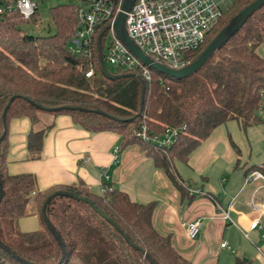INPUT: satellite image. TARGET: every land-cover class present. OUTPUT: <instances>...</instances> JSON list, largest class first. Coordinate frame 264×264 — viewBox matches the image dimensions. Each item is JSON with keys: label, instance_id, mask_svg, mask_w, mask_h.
<instances>
[{"label": "trees", "instance_id": "trees-1", "mask_svg": "<svg viewBox=\"0 0 264 264\" xmlns=\"http://www.w3.org/2000/svg\"><path fill=\"white\" fill-rule=\"evenodd\" d=\"M255 1L235 0L201 48L187 54L189 63L196 61L229 22ZM51 14L56 32L46 37L30 36L20 29L23 22L35 17L28 21L17 14L0 18V137L4 109L15 97L7 113L6 129L14 118L31 120L27 146L34 158L41 155L44 140L54 126L50 118L66 114L90 133L120 135L118 153L131 145H141L174 186L189 195L175 161L187 164L212 133L229 122L238 123L244 132L262 123L259 114L264 109V58L258 50L264 45V7L197 74L182 80L152 71V80L144 81L138 75L108 69L104 27L90 41L87 53H73L70 38L77 28L76 8L59 5ZM100 36L108 71L123 77L111 79L103 72L98 57ZM89 71L93 72L90 78L86 76ZM32 102L47 110L35 108ZM66 106L89 112L69 111L64 109ZM144 129L150 137L173 129L178 137L170 147H158L141 138ZM7 151L8 133L0 144V242L16 257L0 246V264H152L146 255L156 264H192L175 248L171 235H163L155 228V203L134 202L108 182L103 184L101 195L83 185L39 193L34 176L8 175ZM254 171L264 174V167H251L246 174ZM57 192H71L91 200L105 217L81 200L54 196ZM35 214L42 220V229L22 233L19 221ZM45 218L65 245L64 258ZM235 264L248 263L236 258Z\"/></svg>", "mask_w": 264, "mask_h": 264}, {"label": "crops", "instance_id": "crops-1", "mask_svg": "<svg viewBox=\"0 0 264 264\" xmlns=\"http://www.w3.org/2000/svg\"><path fill=\"white\" fill-rule=\"evenodd\" d=\"M258 51L264 58V45ZM259 116L262 123L246 132L236 122L217 128L187 164L175 161L185 189L202 192L195 197L177 189L141 145L117 154L120 135L90 133L66 114L50 118L54 126L37 158L27 146L31 120H10L5 169L12 177L34 176L39 193L83 185L101 195L108 182L134 202L155 203V228L171 235L175 248L192 264H235L236 258L264 264V181L246 183L251 167H264V109ZM196 220L201 221V229L190 238L188 224ZM257 220L260 228L251 229ZM42 227L37 214L19 221L22 233L38 232Z\"/></svg>", "mask_w": 264, "mask_h": 264}, {"label": "built area", "instance_id": "built-area-1", "mask_svg": "<svg viewBox=\"0 0 264 264\" xmlns=\"http://www.w3.org/2000/svg\"><path fill=\"white\" fill-rule=\"evenodd\" d=\"M123 2L81 0L76 8L77 28L70 38V49L75 54L86 52L96 32L107 28V37L110 35L112 42L106 50V63L116 72L135 74L144 81H151L153 70L116 37L114 22ZM37 10L36 0H0V18L17 14L28 21L37 15ZM224 12L217 0H137L127 14L126 28L130 38L146 56L169 69L180 70L190 64L187 54L201 48L208 35L219 25ZM92 74L89 71L86 76L90 78ZM140 136L146 142L168 148L177 139L178 132L167 129L162 136L150 137L144 129ZM256 180L264 181L261 171L250 173L246 183ZM189 193L202 195L197 188H190ZM223 215L230 220L228 212L223 211ZM201 225L200 220L189 223L188 236L194 238ZM259 226L257 220L251 224V229H258ZM222 247H226V244Z\"/></svg>", "mask_w": 264, "mask_h": 264}, {"label": "water", "instance_id": "water-1", "mask_svg": "<svg viewBox=\"0 0 264 264\" xmlns=\"http://www.w3.org/2000/svg\"><path fill=\"white\" fill-rule=\"evenodd\" d=\"M137 0H124L121 11L118 14L115 22H114V30L116 33V37L127 47V49L135 56L137 57L145 66L149 67L151 70L158 72L159 74H163L165 76H170L172 78L182 80L189 77H192L193 75L197 74L203 66L207 64V62L214 57L217 51H219L223 46L227 45L229 40L245 25V23L249 20L250 17L257 11H259L262 7H264V0H257L248 7H246L244 10H242L238 15H236L229 24L218 34V36L211 42V44L206 48V50L199 56V58L194 61L193 63L189 64L188 66L180 69V70H172L168 67L154 62L151 58L146 56L141 49L134 43V41L130 38L127 28H126V19L127 14L130 13L134 5L136 4ZM101 39L102 36L98 39V57L99 62L101 65V68L103 72L111 79H119L123 76H116L111 74L106 65L103 55V49L101 45ZM15 97H12L6 108L4 109L3 115H2V123L4 125V131L2 136L0 137V144L5 140L7 129H6V117L7 113L9 111V108L14 101ZM145 99V82H142V97H141V104L143 105ZM32 106L39 110H47V108L36 104L34 102L31 103ZM64 109L73 111V112H89L87 109L81 108V107H74V106H66ZM98 114H101L103 116L109 117L110 119H115L114 117L107 115L103 112H96ZM61 195L70 197L73 199L81 200L85 203H87L89 206H91L99 215L104 216V214L98 209V207L89 199L80 197L77 194L71 193V192H57L54 194V196ZM3 199V188H2V182H1V174H0V203ZM49 201V200H48ZM45 223L48 228V230L52 233V235L55 237V239L59 242L62 250H63V258L65 257V245L60 237V235L56 232L50 221L45 218ZM115 228L122 233L120 228L113 223L111 220H109ZM126 240L129 242V244L133 247L135 245L131 242V240L125 236ZM0 246L6 251L8 254L12 255L13 257H16V255L3 243L0 242ZM152 264H156L154 260H152L148 255H146ZM246 261V260H245Z\"/></svg>", "mask_w": 264, "mask_h": 264}, {"label": "rangeland", "instance_id": "rangeland-1", "mask_svg": "<svg viewBox=\"0 0 264 264\" xmlns=\"http://www.w3.org/2000/svg\"><path fill=\"white\" fill-rule=\"evenodd\" d=\"M223 10H228L235 0H217ZM38 5L37 15L33 20L23 22L20 29L27 35L34 37H46L56 32V25L53 20L51 10L59 5H67L77 8L81 4V0H36ZM228 18V17H227ZM112 42L109 35L106 42V47ZM108 69L114 71L113 67L107 64ZM251 264H256L251 262Z\"/></svg>", "mask_w": 264, "mask_h": 264}]
</instances>
